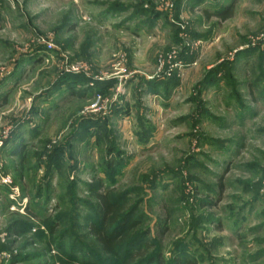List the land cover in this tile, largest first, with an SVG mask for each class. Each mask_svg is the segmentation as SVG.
<instances>
[{"label": "rangeland", "instance_id": "1", "mask_svg": "<svg viewBox=\"0 0 264 264\" xmlns=\"http://www.w3.org/2000/svg\"><path fill=\"white\" fill-rule=\"evenodd\" d=\"M132 259L264 264V0H0V264Z\"/></svg>", "mask_w": 264, "mask_h": 264}, {"label": "trees", "instance_id": "2", "mask_svg": "<svg viewBox=\"0 0 264 264\" xmlns=\"http://www.w3.org/2000/svg\"><path fill=\"white\" fill-rule=\"evenodd\" d=\"M226 10L228 11L225 8L223 14L219 13L218 16L222 19L229 18L231 10L227 13ZM92 197L98 205L99 214L96 219L98 224L93 222L88 225L89 232L106 255L120 257V252L131 245L128 243L132 240L130 237L137 223L134 219L127 218L123 205L112 198L110 190L99 188V191L95 192ZM13 235H20V231L14 229ZM144 247L145 250L139 253V257L146 255L144 252L149 246L146 244ZM128 262L132 264L134 260Z\"/></svg>", "mask_w": 264, "mask_h": 264}, {"label": "built area", "instance_id": "3", "mask_svg": "<svg viewBox=\"0 0 264 264\" xmlns=\"http://www.w3.org/2000/svg\"><path fill=\"white\" fill-rule=\"evenodd\" d=\"M46 46H47V49H48L49 51L53 50V45H51V44H47Z\"/></svg>", "mask_w": 264, "mask_h": 264}]
</instances>
